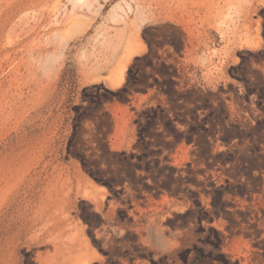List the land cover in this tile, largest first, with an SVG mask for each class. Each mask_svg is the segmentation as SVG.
I'll list each match as a JSON object with an SVG mask.
<instances>
[{"label": "rangeland", "instance_id": "obj_1", "mask_svg": "<svg viewBox=\"0 0 264 264\" xmlns=\"http://www.w3.org/2000/svg\"><path fill=\"white\" fill-rule=\"evenodd\" d=\"M263 10L264 0H0V264H151L165 255L167 264H264ZM144 36L153 63L177 69V91L209 90L212 108L198 113L215 126L162 147L158 164L133 179L123 169L113 194L65 157L71 106L84 86L121 87L149 51ZM155 92L108 106L111 150L140 152L136 112L171 106ZM120 159L108 155L97 176L116 174ZM210 228L222 239L212 254Z\"/></svg>", "mask_w": 264, "mask_h": 264}, {"label": "trees", "instance_id": "obj_2", "mask_svg": "<svg viewBox=\"0 0 264 264\" xmlns=\"http://www.w3.org/2000/svg\"><path fill=\"white\" fill-rule=\"evenodd\" d=\"M144 38L149 45V51L141 57H135L127 70L126 82L121 87L113 90L103 83L84 86L81 90L80 102L71 106L74 114L71 117L70 135L65 145V157L71 156L78 159L90 176L106 184L113 194L116 193L113 188L117 185H123L127 180L126 176L120 173L123 169L133 179L135 169L143 168L148 171L152 168L151 163L158 164V159L153 156L161 153L162 147L174 149L183 139L186 143H191L194 139L193 135H198L200 132H202V137L207 135L209 128L205 126L206 123H210L209 127L215 126V122L213 123L209 119L210 113L199 119V109L212 108L209 90H205L203 93V91L191 87L177 91L176 86L179 83L173 79L177 75V69L172 65H166L165 62L155 65L152 56L154 57L156 53L152 52V42L145 36ZM143 60L145 62L141 64L140 61ZM146 67H149V70ZM153 87H156L154 97L164 95L171 106L166 108L157 104L156 107L147 106L136 112V118L133 122L136 125L137 140L133 148H139V153L126 155L125 151L111 150L109 136L114 129V117L108 106L115 103L125 104L130 101L129 96L134 92L146 94ZM187 104H191L190 107ZM170 113H173V115H170ZM219 121L221 126L217 131H220L224 136L229 130L226 128L223 118ZM87 123L93 126L87 128ZM177 123L186 125L187 129L179 131L176 127ZM168 137L170 139H167ZM229 140L226 138L227 144ZM155 146L160 147L158 150H154L153 147ZM209 151V148L200 150L198 155L201 158H207ZM192 153H196V151L194 150ZM108 155L122 156L123 160L120 159L122 164L116 174H110L103 179L97 176L100 173L99 164L106 161ZM133 158H136L137 162L132 163L131 159ZM262 163L264 164V159ZM136 190L139 191V189ZM210 231L217 236L215 241H209L212 246L209 252L212 254L214 250H219L222 239L218 237L219 232L214 228H210ZM188 252L189 249L184 251L185 263ZM168 258L173 259L172 256L165 255L157 260L150 258V262L151 264H167ZM201 263L212 264L213 262L212 260L206 262L202 260ZM105 264L121 263L109 259ZM223 264L226 263L223 262Z\"/></svg>", "mask_w": 264, "mask_h": 264}, {"label": "bare ground", "instance_id": "obj_3", "mask_svg": "<svg viewBox=\"0 0 264 264\" xmlns=\"http://www.w3.org/2000/svg\"><path fill=\"white\" fill-rule=\"evenodd\" d=\"M79 1V0H78ZM138 51H135L134 49H131L129 52H128V54L126 55V57L124 58V60L122 61V64H121V66H120V69H119V78H123V76H124V70H125V68H126V66H127V64H128V62H129V60H130V58H131V56L133 55V54H135V53H137ZM91 257V256H90ZM90 259V258H89ZM78 261V260H77ZM82 261V260H81ZM83 262V261H82ZM79 264H80V262H78ZM76 264V263H75ZM82 264H88V262H84V263H82Z\"/></svg>", "mask_w": 264, "mask_h": 264}]
</instances>
